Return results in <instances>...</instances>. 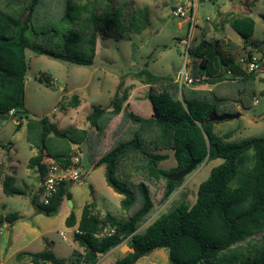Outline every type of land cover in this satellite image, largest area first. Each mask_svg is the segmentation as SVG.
Segmentation results:
<instances>
[{
	"label": "trees",
	"instance_id": "16d2710c",
	"mask_svg": "<svg viewBox=\"0 0 264 264\" xmlns=\"http://www.w3.org/2000/svg\"><path fill=\"white\" fill-rule=\"evenodd\" d=\"M92 10L75 0H0V116L12 113L17 117V131L25 120L27 141L38 150L30 158L29 166L37 170L40 180L46 174L44 158L68 167L75 154L73 146L97 142L92 135L95 131L102 132L100 123L105 118L120 115V125L124 126L119 138L97 160L87 154L94 167L104 166L105 181L123 197L120 208L128 213V218L121 221L109 213L101 217L95 201L83 206L78 222L71 211L64 224L66 228H75L72 240L83 249L71 264H96L100 256L124 242L131 252L113 264H134L158 249L168 250L169 264H264V244L258 249L240 245L264 231V137L229 142L230 132L222 136L214 132V124L223 121L209 120L214 116L235 115L238 107L250 109L255 97L256 72L241 71L238 64L220 54L216 47L214 55L231 75L225 71L222 79L212 81L207 75L203 85H213L211 89L179 87L174 76L153 74L147 64L133 73L134 78L148 85L146 99L157 110V119L128 111L122 106L127 99L125 95L120 99L114 97L104 108L93 106L86 117L89 129L71 128L60 133L48 117L28 119L23 115L28 70L25 50L76 66H93L98 51L95 31L88 39L74 32L85 14L97 28ZM259 16L264 21V14ZM118 18L117 14L106 15L101 28L117 24ZM254 25L251 17L230 22L250 52L264 55V41L252 39ZM206 45L202 42L196 53L202 59L201 68L210 70L207 58L203 57L202 48ZM261 69L264 70V65ZM38 81L49 86L48 79L40 77ZM162 151H172L174 169L159 168V163L166 159V155L160 154ZM217 159L222 162L199 184L193 205L181 198L167 213L138 232L149 214L162 207L181 186L182 182L168 180L169 174L184 170L191 160ZM13 183V177H6L3 193L24 195ZM72 184L58 183L48 204L41 201L39 187L30 199L34 212L55 216L63 201L71 200ZM19 218L17 213L0 216V228L4 224L13 226ZM23 256H28L31 264H68L51 251L19 253L15 260L20 262Z\"/></svg>",
	"mask_w": 264,
	"mask_h": 264
},
{
	"label": "rangeland",
	"instance_id": "374dc122",
	"mask_svg": "<svg viewBox=\"0 0 264 264\" xmlns=\"http://www.w3.org/2000/svg\"><path fill=\"white\" fill-rule=\"evenodd\" d=\"M86 4L96 16V26L84 15L74 32L88 39L95 31L97 35V56L91 67L76 66L54 60L43 55L25 50L28 70L24 84L23 115L28 119L48 117L57 132L71 128L89 129L86 120L93 106L106 107L118 97L134 92L131 106H122L139 116H152V107L146 99L147 88L133 73L144 68L157 75H172L176 78L184 66V46L179 40L187 35V25L178 29V18L171 15V10L179 0H75ZM44 11H42L43 13ZM264 14V0H204L196 10V27L193 33L192 51L186 63L187 72L204 79H222L223 70L220 58L213 53L219 49L223 40L229 42L231 54L239 59L247 52L241 38L232 30L230 22L235 18L251 17L255 23L252 39L264 41V21L259 14ZM118 15L117 24L101 28L106 15ZM101 28V30H100ZM29 36L34 35L29 31ZM205 42L203 57H206L210 70L201 68L198 48ZM201 49V50H202ZM197 52V53H196ZM237 55V56H236ZM235 61V60H234ZM146 62V63H145ZM200 70V71H199ZM242 71V68H240ZM179 71V72H178ZM212 72L215 74L213 75ZM48 79L49 86L40 83L38 78ZM255 97L248 110L238 107L239 118L225 120L214 124V132L222 136L230 132L229 142H239L252 137H264V70L256 72ZM199 89L208 86L199 85ZM211 87V85H210ZM76 101V105H75ZM111 109H108L110 111ZM19 120L12 113L0 116V216L17 213L19 220L13 226L0 228V264H31L28 256L20 262L15 260L19 253H40L51 251L58 259L75 260L83 249L72 240V229L66 228L64 221L71 211L80 217L86 203L96 202V212L103 217L109 213L121 221L128 218V213L120 208L121 195L110 188L104 176V166L94 167L88 160H97L107 151L123 130L121 116L105 118L100 123L102 132H93L92 137L98 141L80 147L73 146L81 153V163L85 177L73 183L69 191L72 209L68 201H63L58 213L53 217L36 214L30 204L31 196L39 189L41 182L37 170L30 168V158L38 150L27 141L26 123L17 131ZM93 142V141H92ZM166 159L159 163V168L170 171L176 167L171 151H162ZM47 158L43 159V162ZM220 159L204 162L182 181L169 200L159 209L152 211L146 222L140 225L138 232L151 224L159 215L167 213L181 198L190 205L196 200L198 186L208 177L210 170L220 164ZM6 177H13V185L23 191L24 195L6 196L2 191ZM120 196V197H119ZM62 235L66 238L63 240ZM75 248L71 250V243ZM264 244V231L242 242L246 249H258ZM131 252L126 242L100 256L96 264H113L118 258ZM134 264H169L168 250L158 249L140 258Z\"/></svg>",
	"mask_w": 264,
	"mask_h": 264
},
{
	"label": "built area",
	"instance_id": "2783aa9c",
	"mask_svg": "<svg viewBox=\"0 0 264 264\" xmlns=\"http://www.w3.org/2000/svg\"><path fill=\"white\" fill-rule=\"evenodd\" d=\"M204 0H182L179 1L171 10V15L174 18H178L182 22V25H187V35L179 40V44L184 46L185 63L183 69L177 74L175 82L181 86H186L193 89H199V85H202L203 79L195 78L191 76L186 69V62L190 59L189 56L193 54L192 41L193 33L196 27V10L199 2ZM238 64L241 66L242 71L245 73L257 72L261 66L264 65V55L257 52H245L239 59ZM229 76L230 72L227 73ZM46 166V174L43 180L40 182L41 188V201L44 204H48L50 199L56 190V185L61 182L75 183L82 180L85 175V169L81 163V153L75 150V154L71 159V163L68 167H61L55 161L47 158L44 161ZM4 224L2 227H6ZM1 227V228H2ZM101 236V235H100ZM63 238L64 235H62Z\"/></svg>",
	"mask_w": 264,
	"mask_h": 264
},
{
	"label": "water",
	"instance_id": "95a60500",
	"mask_svg": "<svg viewBox=\"0 0 264 264\" xmlns=\"http://www.w3.org/2000/svg\"><path fill=\"white\" fill-rule=\"evenodd\" d=\"M152 115L155 119L158 118V113L157 110L152 107ZM214 115V113H213ZM240 117V113H236L235 115H224V116H218V117H210L209 120L210 121H225V120H234ZM205 162V161H204ZM204 162L200 161V160H191L190 163L188 164V166L179 172L176 173H172L169 174L167 176V179L173 182H182L184 180V178H186L188 175H190L199 165H202ZM68 204L70 206V208L72 209V202L71 200H68Z\"/></svg>",
	"mask_w": 264,
	"mask_h": 264
},
{
	"label": "crops",
	"instance_id": "0c3cea01",
	"mask_svg": "<svg viewBox=\"0 0 264 264\" xmlns=\"http://www.w3.org/2000/svg\"><path fill=\"white\" fill-rule=\"evenodd\" d=\"M179 1H182V0H179ZM183 25L181 24V23H179L178 22V29H180L181 27H182ZM229 42L227 41V40H223L221 43H219V49H218V51L220 52V54H222L224 57H226V58H228V59H230V60H235L234 62L236 63V64H238V61L235 59V58H233V57H235V54H237V52L236 53H234V54H231L230 53V50H229ZM247 52H250V49L248 48L247 49ZM237 56V55H236ZM146 63V62H145ZM147 65H148V63H146ZM145 64V65H146ZM145 65H144V68H145ZM239 65V64H238ZM240 66V65H239ZM240 68H241V66H240ZM143 69V68H142ZM141 70V69H140ZM137 71H139V70H137ZM225 71L226 70H223V75L225 74ZM179 72V71H178ZM228 72V70L226 71V73ZM135 73V72H134ZM157 75V74H156ZM176 76H177V74H175ZM215 75V74H214ZM209 79H210V77H208ZM207 78V79H208ZM206 81V80H205ZM139 82H141V81H139ZM141 85H142V87L143 88H147V91H148V85H145V84H143V83H140ZM206 86H208V88L207 89H211L212 87H213V85H211V87H210V85H206ZM133 95H134V92H131L130 93V95H128V97H127V99H126V104H125V106L127 107V106H131L132 107V103H133V101H132V99H133ZM152 107V106H151ZM148 114V113H147ZM147 114L145 115V116H140V117H143V118H149V117H147ZM241 115V114H240ZM139 116V115H138ZM172 152V151H171ZM160 154H163V155H165L164 153H160ZM120 197V196H119ZM121 198V200H122V198L123 197H120ZM64 201H67V200H64ZM73 206V205H72ZM69 214H67V216H68ZM66 216V217H67ZM75 217H76V215H75ZM79 219H80V217H76V220H77V222L79 221ZM69 229H71V228H69ZM72 230L74 231L75 230V228H72ZM73 233V232H72ZM63 240L64 241H66V238H63ZM70 247H71V250L72 249H74L75 248V244L72 242L71 243V245H70Z\"/></svg>",
	"mask_w": 264,
	"mask_h": 264
}]
</instances>
